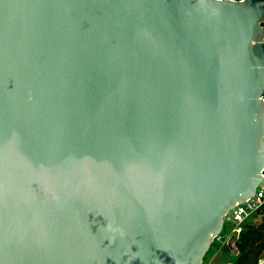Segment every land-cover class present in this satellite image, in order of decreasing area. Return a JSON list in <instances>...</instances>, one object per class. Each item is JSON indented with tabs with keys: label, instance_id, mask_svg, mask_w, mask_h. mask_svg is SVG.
Masks as SVG:
<instances>
[{
	"label": "water",
	"instance_id": "1",
	"mask_svg": "<svg viewBox=\"0 0 264 264\" xmlns=\"http://www.w3.org/2000/svg\"><path fill=\"white\" fill-rule=\"evenodd\" d=\"M264 0H0V264H202L264 166Z\"/></svg>",
	"mask_w": 264,
	"mask_h": 264
},
{
	"label": "built area",
	"instance_id": "2",
	"mask_svg": "<svg viewBox=\"0 0 264 264\" xmlns=\"http://www.w3.org/2000/svg\"><path fill=\"white\" fill-rule=\"evenodd\" d=\"M264 46V38L262 41ZM263 107H264V92L261 96ZM264 114V113H263ZM263 126H264V115H263ZM264 140V131H263ZM264 215V166L261 172V178L257 184L254 193L245 199L241 203H236L232 208H230L223 217V226H226V230L222 233H218L212 240V246L217 250L216 253L223 249L232 250V254L236 255V242L241 234L244 226L249 224V219L254 214ZM232 264V263H229ZM257 264H264V249L259 255Z\"/></svg>",
	"mask_w": 264,
	"mask_h": 264
},
{
	"label": "trees",
	"instance_id": "3",
	"mask_svg": "<svg viewBox=\"0 0 264 264\" xmlns=\"http://www.w3.org/2000/svg\"><path fill=\"white\" fill-rule=\"evenodd\" d=\"M263 249L264 220L257 226L246 224L236 242L237 254L230 257L229 253L226 252L224 255L231 258L230 263L232 264H257Z\"/></svg>",
	"mask_w": 264,
	"mask_h": 264
},
{
	"label": "rangeland",
	"instance_id": "4",
	"mask_svg": "<svg viewBox=\"0 0 264 264\" xmlns=\"http://www.w3.org/2000/svg\"><path fill=\"white\" fill-rule=\"evenodd\" d=\"M264 220V216L261 214H254L250 219H249V224L250 225H259L260 223H262ZM226 230V226H223L222 229V233H224ZM225 250V251H224ZM233 250V249H232ZM232 250L230 249H223L221 251H219V253H216L217 250L211 245V247L209 248V250L207 251V253L205 254L204 258H203V262L202 264H224L227 261H230L231 258L230 257H234V255L232 254ZM226 252L229 253V256L224 255ZM211 260V261H209Z\"/></svg>",
	"mask_w": 264,
	"mask_h": 264
},
{
	"label": "crops",
	"instance_id": "5",
	"mask_svg": "<svg viewBox=\"0 0 264 264\" xmlns=\"http://www.w3.org/2000/svg\"><path fill=\"white\" fill-rule=\"evenodd\" d=\"M234 256H235V255H234ZM209 261H211V260H209ZM211 262H212V261H211ZM209 263H210V262H209ZM209 263H208V264H209ZM229 263H230V261H227V262H225L224 264H229Z\"/></svg>",
	"mask_w": 264,
	"mask_h": 264
}]
</instances>
